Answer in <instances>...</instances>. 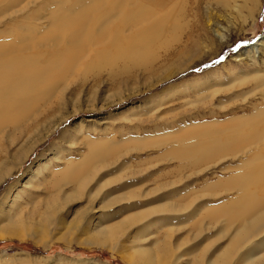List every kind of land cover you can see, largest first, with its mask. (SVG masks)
<instances>
[{"label":"rangeland","instance_id":"rangeland-1","mask_svg":"<svg viewBox=\"0 0 264 264\" xmlns=\"http://www.w3.org/2000/svg\"><path fill=\"white\" fill-rule=\"evenodd\" d=\"M123 1L148 6L160 15L173 10L174 16L183 14V22L179 19V30L150 51L147 69L114 74L109 68L94 72L80 67L72 77L65 76L66 82L56 83L52 97L46 96L54 90L43 91L28 111L39 112L31 121L36 130L32 139L42 142L21 167H15V161L29 136H21L16 125L6 129L1 144L8 148L5 154L0 150V161L12 171L0 183V227L8 217L15 223L0 229V264H138L128 261L137 255L130 232L118 241L102 239L97 232L128 214L171 203L187 209L177 216L170 207L155 211L147 222L152 235L144 247H154L151 239L159 235L173 248L183 242L180 252L200 257L203 248L194 243L192 228L201 226L205 234L209 209L238 202L245 193L236 184L264 163V142L246 148L243 138H230L236 129L224 133L235 120L264 108V46L260 53L251 52L261 41L264 45V0L254 21L247 18L248 0ZM256 71L261 75L258 81L252 75ZM54 124L59 125L45 139ZM8 134L19 138L13 146ZM219 136L230 139L223 143H233L229 151L196 165L182 155L207 147ZM91 141L100 144L99 149L91 147L95 152L115 147L107 169L96 168L92 174L101 171V176L110 174L115 181L90 200L97 177H88L80 189L62 184V174H69L70 165L73 169L83 165ZM31 177L34 181L28 184ZM105 195L123 201L110 208L101 202ZM1 210L6 217H1ZM219 230L224 226L208 232L214 235L212 240H217ZM191 260L186 257L180 264Z\"/></svg>","mask_w":264,"mask_h":264},{"label":"bare ground","instance_id":"bare-ground-1","mask_svg":"<svg viewBox=\"0 0 264 264\" xmlns=\"http://www.w3.org/2000/svg\"><path fill=\"white\" fill-rule=\"evenodd\" d=\"M73 1L76 3L72 4ZM248 1L247 4L250 6L247 8L249 10L247 18L253 20L255 13L259 10L260 0ZM238 6L235 5L234 8L237 10ZM172 12L173 10H169L160 15L148 6H140L139 3L135 5L123 0H0V28L2 29H0L1 153L5 154V148H8L5 143L1 144L2 136L6 134L5 131L10 125L14 127L16 125V130L21 133V136H29L23 143L22 151L20 150L18 160L14 165L15 167L22 166V161L30 156L29 154L42 142L41 138L32 139L36 130H34L35 122L33 126L31 121H35L33 117L39 112L29 113L28 111H31L33 103L42 98L43 91L47 94L54 90L46 96L52 97L56 91V83L60 80L62 83L66 82V75H69V78L72 77L80 67L88 71L95 69L94 72L97 69L109 68L114 74H128L130 70L138 67L147 69L151 57L150 51L154 46L165 41L168 34H174L180 28L178 20L183 17V14L178 13L174 16ZM96 46L99 49H96ZM262 46H264L263 41L252 47L251 52L260 53L259 47L262 48ZM252 75L255 81L261 77L258 71L253 72ZM262 86H264V81H262ZM58 91L60 92L59 87L57 93ZM29 125L32 127H28ZM58 125L54 124L45 133L47 134L45 139ZM235 129L236 132L230 137L231 139L243 138L246 148L261 145L264 142V108L257 107L256 112L248 118L235 120L225 127L224 133ZM8 138L9 146H13L19 140L12 134H8ZM225 140L230 139H223L219 136L208 142L207 147L189 149L183 151L182 155L193 160V165L208 161L215 155L223 154L233 147V143H223ZM90 145L88 155L83 159V165L79 169H73L74 166L70 165L67 170L69 174L67 176L62 174V184H73L75 188L82 189L83 185L86 186L88 177L94 173V169L101 170L104 167L107 169V165L110 164V155L115 147H111L112 150L104 149L101 152H95L91 150V147L99 149L100 144L91 141ZM262 157L263 155L258 157V162L262 161ZM7 166L5 161H0V183L12 171L7 169ZM100 172L92 176V180H96V177L97 180L88 194L90 200L103 194L107 186L115 181V179H109L110 174L101 176ZM250 173L249 177L236 184L240 186V191L245 193L240 196L241 199L238 202H232L229 206L227 204L219 206L221 209L219 207V209H209V220L206 222L210 223L204 226L205 234L200 231L201 226L192 228L193 231H191L195 234L194 243L197 247L203 248L201 255L199 254L200 257L180 252V248L184 245L183 242L177 243L178 245L173 248L174 246L169 243L171 241L161 240L158 238L159 235L151 239L154 247H144L152 235L149 233L151 225L147 223L149 218L155 211L165 212L168 207L171 208L170 212L177 216L187 209L185 205L179 203V205H176L177 203L163 204L158 207L159 209L149 207L151 209L146 208L140 212L128 214L122 221L103 226L97 233L102 239L118 241L119 237L121 239L130 232L137 255L130 256L128 261L135 259L138 264H180L186 257L198 260V263L196 261L193 263L191 260L192 263L190 261L188 264H237V262L239 264H263L264 163L253 168ZM30 174L35 177L32 172ZM32 177L28 184L34 181ZM177 183L178 181L173 182V186ZM122 201L123 198L120 196L110 198V195H105L101 202L111 208ZM221 201L224 202V200ZM6 216L7 212L1 210V217ZM8 218L2 228L14 225V217ZM205 218L208 219L207 216ZM219 224L224 226V230L216 233L217 240L215 241L212 240L214 235L208 232L216 229ZM2 228L0 227L1 230ZM171 238L172 236H167V239L171 240ZM214 241H222V243L215 245Z\"/></svg>","mask_w":264,"mask_h":264}]
</instances>
